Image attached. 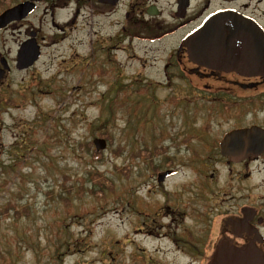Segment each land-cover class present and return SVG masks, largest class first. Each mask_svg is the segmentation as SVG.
I'll list each match as a JSON object with an SVG mask.
<instances>
[{"label":"rangeland","instance_id":"rangeland-1","mask_svg":"<svg viewBox=\"0 0 264 264\" xmlns=\"http://www.w3.org/2000/svg\"><path fill=\"white\" fill-rule=\"evenodd\" d=\"M67 1V6L56 10L54 18L57 22L63 23L73 15L74 2ZM92 5L90 4L91 8L85 5L82 7L83 13L81 12L76 22L70 25L69 30L62 33L61 40H53V37L60 34L55 32V27L50 23L51 12L40 9L31 18V22L42 25V34L46 35L45 52L32 70L15 73L12 77L21 83L20 88L25 87L27 90L37 83L38 88L42 89V94L38 96L37 104L28 101L25 108L14 111L22 123L15 131L19 132L28 127L32 136L37 129L35 134L40 143H43L40 137L45 136L44 144L45 148L48 145V149L44 154L43 151L36 153L33 151L34 144L28 140L27 142L31 143V153L27 154L28 161L19 170V174L17 171V176L14 173L11 178L2 174L3 179H9L5 188L0 189V208L3 213L0 214V264H108L107 249L114 264H128L124 259V250L130 251L134 244L144 245L148 251L158 247L162 251L161 256L169 257L170 253L165 254V250L169 252L172 248L169 239L160 237L159 241L154 242L143 232L134 234L136 214L128 210L124 200L123 191L127 178L123 173L115 171L114 166L131 165V182L135 185V191L138 193L139 189V192L148 198L163 200L160 194L147 196L144 188L140 189L141 170L138 159L133 158V152L145 141L151 144L152 141L159 140L160 138L151 133L162 129L167 144L171 136L182 134L178 139L184 138L186 123L180 114V106L172 103V97L176 93L181 99L191 98L188 106L197 110L194 114L190 113L193 120L192 129L199 130L210 123V130L204 133L208 142L215 144L220 135L232 127L231 123L220 127L217 115L206 114V109L212 108L209 106V100L214 97L203 88L205 79L192 76L193 80L198 82L192 90L187 79L178 74L180 69L172 64L170 71L174 72L173 77L168 78L172 82L166 83L165 63L171 53L170 49L178 40L177 34L128 50L116 49V52H113L111 47L107 51L104 47V55L101 49L94 54L99 61L104 60V57L105 60L108 58V61H105L107 66L104 63L102 67L100 64L94 67L95 69L91 68L96 62L86 59V56L90 55L92 43L96 45L94 38L96 35L106 37L107 33L114 30L107 20L104 24L102 15L93 13ZM10 33L9 31L2 38H8L4 41V46L11 48V53H14L17 49L15 38L22 36L19 29L13 30L12 35ZM118 80L127 84L123 93L128 91L134 99L141 97L143 92L147 93L149 88L150 90L143 101L142 110L126 108L114 121L109 122L108 129L115 138L114 144L110 149L103 151L101 161H94L87 144L94 138L90 133L92 122L98 123L99 118L107 116L106 112L102 114L100 99L109 86L119 87ZM145 84L148 86L147 90L142 88ZM48 87L50 90L46 92ZM50 91L59 92L61 94L57 96L68 98L56 100ZM147 100H152L155 104L148 105ZM184 108L186 109V105ZM141 113L147 115V124L143 123L144 128L140 123ZM9 134H4L5 145L13 141ZM189 146L190 149L185 147L177 152L179 159L191 155L193 149L199 154V158L195 160L194 171L200 167L205 171L218 173V178L222 165L220 168L217 149H210L211 155L208 154L203 142L196 138ZM172 151L176 152L175 149ZM5 158L6 155L0 157L2 160ZM208 159L211 160L210 164H206ZM92 167L114 179L116 195L111 194L107 201H98L91 196L90 190L85 189L82 197L74 200L70 207L56 199L59 192L63 196L66 191L70 198L69 187L74 188L71 195L75 197L79 189L78 179ZM192 171L193 168L189 165H181L172 182L180 178H190ZM10 201L15 202L17 208L4 213ZM140 208L141 202L137 204L138 212ZM17 211L20 212L19 217L16 216ZM157 219L167 221L165 217ZM125 234L130 237L132 244H125L122 250ZM57 253L61 254L60 258H56Z\"/></svg>","mask_w":264,"mask_h":264},{"label":"flooded vegetation","instance_id":"flooded-vegetation-1","mask_svg":"<svg viewBox=\"0 0 264 264\" xmlns=\"http://www.w3.org/2000/svg\"><path fill=\"white\" fill-rule=\"evenodd\" d=\"M51 0H45L48 3ZM95 7L107 10L103 15L113 14L122 5V14L116 21L118 27L110 34L111 46L126 48L128 42L124 37L142 36L151 39L164 33H188L196 27L210 13L225 8L237 10L240 14L256 20L264 29V0H120L116 6L100 3L94 0ZM52 2V1H51ZM164 6V4H167ZM42 2L38 3V6ZM54 4L51 3V8ZM151 7L157 14H148ZM167 7V8H166ZM81 7L77 6L75 17L78 16ZM165 11L171 17L166 20ZM19 21L10 23L0 31H8L10 28H18ZM27 26V25H26ZM31 27H26L25 38L29 37ZM62 32V25L59 27ZM37 40L43 46L45 36L37 31ZM22 33V31H20ZM41 38V39H40ZM15 41H19L15 38ZM43 51V50H42ZM16 54V52H15ZM14 54V57H15ZM0 57L6 58L10 67L0 80V157L12 155L17 147L20 132L15 129L22 125L14 111H18L19 101L16 100L12 75L15 72V59L11 48L0 47ZM207 77L217 78L220 82V96L225 103L228 98L234 103V107L223 108V115L235 116V128H247L257 125L264 130V74L247 76L237 71H213L205 69ZM9 132L13 138L8 145L4 143V134ZM264 131L253 134V140L258 144H264ZM17 153V149L15 151ZM238 160L232 162L228 156L222 157L223 171L220 174L218 188L210 192H195V181L183 179L172 188H166L168 178L162 183L157 181V173L162 169H173V175L177 173V167L170 165L158 171L149 173L153 190H172V198L166 196L168 213L172 214L170 223L176 232L171 230V238L176 249L175 256L170 261L159 260L157 257H143L142 264H208L213 252L220 242L221 245L243 246L255 243L264 253V148L245 157L241 151L237 152ZM149 156L144 150L141 156L142 168L149 169L147 160ZM174 162V159H173ZM2 163L0 169H2ZM170 176V177H171ZM142 184L147 182L146 176L141 177ZM203 184L198 183V186ZM167 213V215H169ZM162 225L155 218H150L147 210L142 211V227L151 235H158V229ZM177 257H184L181 263Z\"/></svg>","mask_w":264,"mask_h":264},{"label":"water","instance_id":"water-1","mask_svg":"<svg viewBox=\"0 0 264 264\" xmlns=\"http://www.w3.org/2000/svg\"><path fill=\"white\" fill-rule=\"evenodd\" d=\"M33 1H25L4 11L0 15V27L13 19L27 16L35 7ZM254 30V26L248 25L237 15L222 11L205 20L184 42L190 59L199 65L217 69L264 68V36ZM251 37L253 40H250ZM31 45L29 42L23 45L19 67L27 66L37 57V47ZM35 53L36 56H33ZM236 133L237 131L229 132L221 144L223 151L232 155L236 149ZM95 143L98 149L106 146L104 139H96ZM251 253H255V250L226 248L217 252L214 264H262L261 256L255 257Z\"/></svg>","mask_w":264,"mask_h":264},{"label":"trees","instance_id":"trees-1","mask_svg":"<svg viewBox=\"0 0 264 264\" xmlns=\"http://www.w3.org/2000/svg\"><path fill=\"white\" fill-rule=\"evenodd\" d=\"M109 184H110V183H109V181L107 180V178H106V177H103V181L100 182V188L98 189V191H101L103 185L108 186ZM94 193H96V192H94ZM60 196H62V195H60ZM5 212H7V211H5ZM5 212H4V213H5ZM0 214H3L2 211H0ZM19 215H20V212L17 211L16 216L19 217Z\"/></svg>","mask_w":264,"mask_h":264}]
</instances>
